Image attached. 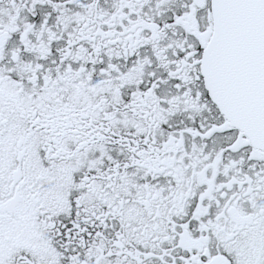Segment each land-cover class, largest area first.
Wrapping results in <instances>:
<instances>
[{
  "label": "snow or ice",
  "instance_id": "snow-or-ice-1",
  "mask_svg": "<svg viewBox=\"0 0 264 264\" xmlns=\"http://www.w3.org/2000/svg\"><path fill=\"white\" fill-rule=\"evenodd\" d=\"M0 264H264V0H0Z\"/></svg>",
  "mask_w": 264,
  "mask_h": 264
}]
</instances>
